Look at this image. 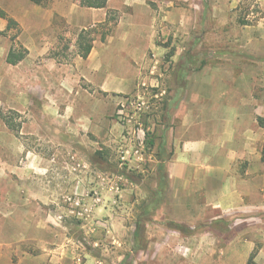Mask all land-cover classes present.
<instances>
[{"label":"rangeland","instance_id":"1","mask_svg":"<svg viewBox=\"0 0 264 264\" xmlns=\"http://www.w3.org/2000/svg\"><path fill=\"white\" fill-rule=\"evenodd\" d=\"M212 1L198 3L196 30H159L157 42L167 53H149L137 89L117 93L103 88L118 82L103 69L133 62L100 48L117 36L120 15L112 11L93 22V9L82 0H0V31L6 32L0 35V264H247L253 252L264 264V206L216 205L192 187L187 193L176 187L147 211L145 241L133 249L136 218L153 198L165 157L153 143L184 65L197 66L213 45L221 44L214 49L222 53L231 45L240 52L231 55V72L250 67L252 96L264 103V80L257 79L264 67V0H228L231 11L226 0H216V8ZM186 2L193 10L195 3ZM223 16L227 25L219 23ZM83 28L95 39L87 58L77 44ZM199 36L207 39L200 51L181 56L185 47L196 50ZM12 48L28 53L11 64ZM258 50L262 55L255 56ZM242 74L246 69L236 75ZM96 113L100 135L83 126Z\"/></svg>","mask_w":264,"mask_h":264},{"label":"crops","instance_id":"2","mask_svg":"<svg viewBox=\"0 0 264 264\" xmlns=\"http://www.w3.org/2000/svg\"><path fill=\"white\" fill-rule=\"evenodd\" d=\"M186 1L108 0L106 7H89L93 9V22L106 21L112 11L120 15L117 36H110L108 43L100 48L101 53L130 58L133 62L130 65L122 63L112 70L103 69L118 79L115 86H102L104 89L117 93H131L137 89L138 80L145 78L139 74H143L148 54L167 53L165 46L157 42L159 30L169 31L172 26H178L179 30L193 31L199 27L198 3L203 0H191L195 3L193 10L187 8ZM216 3V0L211 2L212 8L217 7ZM224 5L225 11H231L228 0ZM218 20L221 25H227L229 18L223 16ZM71 23H75L73 18ZM190 39L191 35L187 41ZM216 39L213 36L211 41L217 42ZM206 40L199 36L195 41L196 50H185V47L181 56L187 58L192 52L198 53ZM218 46L221 48V44ZM218 46L213 45L205 51V59L202 58L197 66L184 65L183 77L174 81L153 151L165 155L162 158L166 160L169 173L168 194L178 186L186 193L192 187L193 191L205 193L216 205L226 202L230 207L261 208L264 206V193L261 192L264 186V128L259 125L258 117L264 116V103L252 96L250 67L240 66L231 72V55L237 56L239 50L231 51L230 45L229 50L222 53L214 49ZM92 50L93 53L94 45ZM258 51L254 52L255 56L262 55V50ZM213 57L225 63H208ZM134 60L140 65H135ZM245 69L246 77L245 74L237 77L236 74ZM257 79L260 84L264 80V67H259ZM94 115V119L92 114L83 119L84 130L100 135L102 115ZM157 185L158 182L153 187Z\"/></svg>","mask_w":264,"mask_h":264},{"label":"trees","instance_id":"3","mask_svg":"<svg viewBox=\"0 0 264 264\" xmlns=\"http://www.w3.org/2000/svg\"><path fill=\"white\" fill-rule=\"evenodd\" d=\"M31 2L38 4V5H44L47 3L48 0H30ZM108 3V0H82V4L88 7H106ZM2 17H7V14L4 11H1ZM10 23H15V21L10 18ZM5 31H0V35L5 34ZM93 41L94 38L91 36V31L89 29H83L78 37V47H79V53L82 57L87 58L89 54L91 53L93 49ZM28 53L27 49H20L16 50L12 48L8 55H7V61L11 64H16L23 60ZM258 122L261 127L264 128V116L258 117ZM163 150V148H162ZM102 155V152H98ZM262 160L264 162V146L262 149ZM158 173V185L155 189H152L153 198L150 200V202H145L143 204L142 213L138 214L136 221H135V231L133 233L135 247L133 248L135 251L141 247L140 243L141 241H145V231L146 226L148 223L151 222V217L148 215L147 211L152 207L156 206L157 204H163L166 201V198L168 196V190H169V173L167 170L166 160L164 158H160V162L157 168ZM174 229L179 230L182 233H191V230L186 231V228L184 225L181 224H175ZM247 264H261L256 261V252H253L248 260Z\"/></svg>","mask_w":264,"mask_h":264},{"label":"built area","instance_id":"4","mask_svg":"<svg viewBox=\"0 0 264 264\" xmlns=\"http://www.w3.org/2000/svg\"><path fill=\"white\" fill-rule=\"evenodd\" d=\"M120 112H122V114L124 115V109H121ZM139 130H141V132H144L143 134L145 135V130H144L143 128H141V129H139ZM138 135H139V137L141 138V144H144V136H143V138H142L141 133H138ZM127 153H129V151H127L126 154H127ZM136 153H137V154H141V150H138V149H137V150H136ZM124 158H126V157H124Z\"/></svg>","mask_w":264,"mask_h":264}]
</instances>
